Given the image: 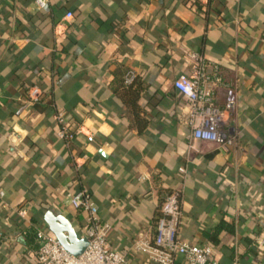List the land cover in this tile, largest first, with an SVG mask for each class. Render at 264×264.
<instances>
[{
    "label": "crops",
    "instance_id": "crops-1",
    "mask_svg": "<svg viewBox=\"0 0 264 264\" xmlns=\"http://www.w3.org/2000/svg\"><path fill=\"white\" fill-rule=\"evenodd\" d=\"M187 51L218 68L217 104L235 101L227 148L188 136L173 85L192 70ZM58 108L81 129L66 143ZM175 186L181 238L210 242L218 264H264V0H0V264H37L36 229L54 235L47 217L84 238L86 211L65 197L78 188L128 264H156L131 244L153 235Z\"/></svg>",
    "mask_w": 264,
    "mask_h": 264
},
{
    "label": "built area",
    "instance_id": "built-area-1",
    "mask_svg": "<svg viewBox=\"0 0 264 264\" xmlns=\"http://www.w3.org/2000/svg\"><path fill=\"white\" fill-rule=\"evenodd\" d=\"M38 8H43L47 0H34ZM66 16H71L67 13ZM186 61L192 65L189 73L181 72L173 80L175 89L180 93L186 107V122L190 128L189 138L215 143L218 147L227 148L234 142L235 136L223 128L224 110L234 106V99L221 108L215 97L218 86L225 85L222 76L215 66L212 72L207 71V63L196 51L184 54ZM135 79V73L128 70L124 73L125 84ZM41 88L37 84L28 85L26 98L30 102L40 100ZM54 118L58 125L56 135L65 143L81 132L80 127L71 129L67 123V113L58 108ZM88 141L93 140L87 134ZM76 162V166H78ZM180 171L185 169L180 167ZM3 190H0V196ZM181 195L179 186L171 188L164 194L155 219L153 235L139 232L133 239L131 249L142 253L147 260L156 264H218L214 257L215 247L210 242L201 244L180 237ZM68 204L86 211L84 237L87 239L83 250L77 254L70 252L60 240L48 229L37 228L35 231V257L37 264H128V250H118L108 240L109 224L101 222L98 207L86 188L68 190L65 193ZM24 207L18 209L23 215Z\"/></svg>",
    "mask_w": 264,
    "mask_h": 264
},
{
    "label": "water",
    "instance_id": "water-1",
    "mask_svg": "<svg viewBox=\"0 0 264 264\" xmlns=\"http://www.w3.org/2000/svg\"><path fill=\"white\" fill-rule=\"evenodd\" d=\"M51 230L53 231L54 235L60 240V242L72 253L77 254L81 252L86 245L87 239L84 237L82 239H77L75 236L72 235L71 230L66 226H62L57 224L53 221L52 218H46ZM68 229L69 234L66 235L63 232V229Z\"/></svg>",
    "mask_w": 264,
    "mask_h": 264
},
{
    "label": "trees",
    "instance_id": "trees-1",
    "mask_svg": "<svg viewBox=\"0 0 264 264\" xmlns=\"http://www.w3.org/2000/svg\"><path fill=\"white\" fill-rule=\"evenodd\" d=\"M123 76H124V75H122V78H121V79H122V80H121V86H122V84L124 85V86H123V87H124L123 89H125L126 87H128V89H132V85H133L135 79H134L131 83L125 84L124 81H123ZM128 89H127V90H128ZM127 90L125 89V92H126ZM134 91H135V89H134ZM128 92H131V90H129Z\"/></svg>",
    "mask_w": 264,
    "mask_h": 264
}]
</instances>
